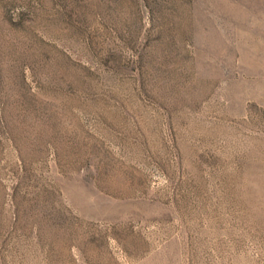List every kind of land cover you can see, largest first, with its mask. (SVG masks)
Returning <instances> with one entry per match:
<instances>
[{"label": "rangeland", "instance_id": "rangeland-1", "mask_svg": "<svg viewBox=\"0 0 264 264\" xmlns=\"http://www.w3.org/2000/svg\"><path fill=\"white\" fill-rule=\"evenodd\" d=\"M0 264H264V0H0Z\"/></svg>", "mask_w": 264, "mask_h": 264}]
</instances>
